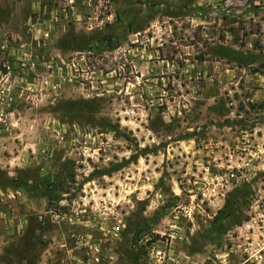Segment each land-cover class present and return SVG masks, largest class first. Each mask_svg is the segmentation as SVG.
Returning a JSON list of instances; mask_svg holds the SVG:
<instances>
[{
    "label": "rangeland",
    "instance_id": "1",
    "mask_svg": "<svg viewBox=\"0 0 264 264\" xmlns=\"http://www.w3.org/2000/svg\"><path fill=\"white\" fill-rule=\"evenodd\" d=\"M172 223L255 264L264 0H0V264H144Z\"/></svg>",
    "mask_w": 264,
    "mask_h": 264
},
{
    "label": "built area",
    "instance_id": "2",
    "mask_svg": "<svg viewBox=\"0 0 264 264\" xmlns=\"http://www.w3.org/2000/svg\"><path fill=\"white\" fill-rule=\"evenodd\" d=\"M49 33L42 32V38H47ZM191 209L185 214L191 219ZM52 217L58 218L60 215L52 213ZM117 231V227H113ZM167 232L158 233L159 237L155 240H150L144 244L143 262L144 264H203L193 260L190 256L177 249L180 242L185 239V233L176 224H170ZM79 238V237H78ZM82 243L81 239L77 240ZM86 242V241H85ZM83 244V243H82ZM87 244V243H85ZM87 248L96 251L97 244H87ZM227 255V253H226ZM216 258H220V255L215 253ZM210 260V259H209ZM213 262V260H210ZM246 261L253 262L255 264H264V238L261 236L255 241L251 253L248 254ZM221 264H227V260L224 258L220 261Z\"/></svg>",
    "mask_w": 264,
    "mask_h": 264
},
{
    "label": "crops",
    "instance_id": "3",
    "mask_svg": "<svg viewBox=\"0 0 264 264\" xmlns=\"http://www.w3.org/2000/svg\"><path fill=\"white\" fill-rule=\"evenodd\" d=\"M66 246V251L68 252V255L64 258H60L62 261V264H87L79 254H81L82 249V243L76 241L72 243L71 245H64ZM43 261H45V257H42ZM49 264H55L53 260L49 262Z\"/></svg>",
    "mask_w": 264,
    "mask_h": 264
}]
</instances>
